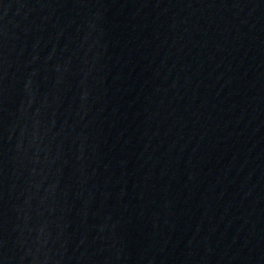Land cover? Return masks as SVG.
Segmentation results:
<instances>
[{
    "label": "water",
    "instance_id": "obj_1",
    "mask_svg": "<svg viewBox=\"0 0 264 264\" xmlns=\"http://www.w3.org/2000/svg\"><path fill=\"white\" fill-rule=\"evenodd\" d=\"M0 264H264V0H0Z\"/></svg>",
    "mask_w": 264,
    "mask_h": 264
}]
</instances>
